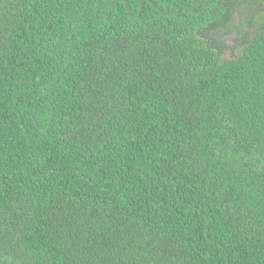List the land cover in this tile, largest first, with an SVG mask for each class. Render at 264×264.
Instances as JSON below:
<instances>
[{
    "label": "trees",
    "instance_id": "trees-1",
    "mask_svg": "<svg viewBox=\"0 0 264 264\" xmlns=\"http://www.w3.org/2000/svg\"><path fill=\"white\" fill-rule=\"evenodd\" d=\"M0 264H264V0H0Z\"/></svg>",
    "mask_w": 264,
    "mask_h": 264
}]
</instances>
